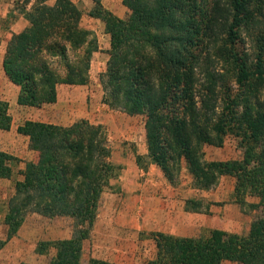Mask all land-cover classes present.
Segmentation results:
<instances>
[{
  "label": "trees",
  "instance_id": "obj_1",
  "mask_svg": "<svg viewBox=\"0 0 264 264\" xmlns=\"http://www.w3.org/2000/svg\"><path fill=\"white\" fill-rule=\"evenodd\" d=\"M89 16L100 19L110 36L109 60L101 75L103 100L129 116L145 118L147 158L172 186L182 169L192 187L208 190L219 176L235 180L233 197L240 205L258 199L260 215L246 234L212 229L204 236L152 232L153 257L145 264H264V36L257 33L253 59L237 49L239 30L257 18L251 0H226L231 20L224 38L210 0H122L129 10L120 18L93 0ZM27 5L30 8L27 9ZM28 25L6 43L2 70L18 87L17 104L42 107L57 101L61 84L85 85L91 57L98 50L91 32L81 27L71 0H23ZM213 45L220 68L202 65L203 49ZM84 47L70 60L69 49ZM58 60L56 70L51 60ZM223 93V97L221 95ZM219 101L225 103L219 108ZM9 104L0 99V130L11 129ZM37 156L28 161L4 204L0 252L30 213L69 217V238L41 241L36 252L55 253L47 264H82L83 244L95 224L100 199L121 166L101 124L80 119L70 125L27 120L17 127ZM239 138L240 159L207 160L203 147ZM137 162L143 156H136ZM18 158L0 150V180L12 179ZM201 200L188 198L186 209L199 211ZM87 264H118L90 258Z\"/></svg>",
  "mask_w": 264,
  "mask_h": 264
},
{
  "label": "rangeland",
  "instance_id": "obj_2",
  "mask_svg": "<svg viewBox=\"0 0 264 264\" xmlns=\"http://www.w3.org/2000/svg\"><path fill=\"white\" fill-rule=\"evenodd\" d=\"M55 0H47L48 4H53ZM77 8L80 16V25L89 30L91 36L96 39L98 50L92 54L90 68L88 71V83L83 85L79 94L72 93L69 97L60 96L58 101L42 107L19 106L16 102L18 87L13 85L1 75L2 57L4 46L13 33H17L24 28V21H28L23 15V0H0V99L9 104V113L12 117L11 129L9 131L0 130V150L12 154L18 158L13 164L14 176L12 179L0 180V238L6 235L3 225L4 204L14 193V183L21 179L19 172L24 169L28 161L36 159L37 154L27 145L26 139L17 133V127L27 120L41 121L60 125H70L73 122L86 119L93 124L103 125L109 144L112 148V161L122 167L119 163L121 159L129 162L146 147L145 118L143 116H129L117 109L109 107L103 100V90L100 82L101 75L106 71L109 60L108 50L110 49V36L106 33L105 24L97 18L89 16L90 10L94 6L93 0H71ZM212 11L214 10L218 25L215 28L216 38H224L226 25L231 17L226 0H210ZM102 5L120 18H126L129 10L123 5L122 0H101ZM252 8L256 11V20L252 29L242 27L239 30V41L237 49L244 54L249 62L253 59L256 51V35L261 33L264 36V0H251ZM30 5H27V9ZM26 25V26H27ZM25 26V27H26ZM212 44V43H211ZM210 43L204 47V62L202 65L211 68H222L219 59L215 56L213 45ZM5 51V50H4ZM84 47L78 50L69 49L70 60L81 57ZM58 60H51L54 69H62ZM224 96L222 91L221 95ZM264 98V92L262 93ZM225 103L219 101V108L222 109ZM207 160H230L240 159L243 155L239 138L232 134L227 135L221 146L203 147ZM140 161L141 166H146L150 161L146 155ZM137 159V157H136ZM121 170L116 179H119ZM102 195L99 203V213H103L109 197L118 201L120 194L125 193L123 185L115 181ZM235 180L231 176H219L216 182L208 190H197L192 187L191 177L185 169H182L181 179L177 187H180L186 198H196L201 200L200 221L194 220L191 225L181 229V236H201L208 235L212 229L246 234L251 222L260 215V207H251L249 204H257L258 199L247 197V203L240 205L234 201ZM132 191H129V193ZM134 192V191H133ZM73 220L69 217L48 218L36 213H30L17 234L11 238L4 249L0 252V264H47L55 253L50 249L48 254L40 255L36 252L41 241L55 240L69 237L73 233ZM94 229V230H93ZM91 235L84 242V252L82 264H87L88 260L97 256V227L93 228ZM103 231V230H102ZM144 241L145 253L139 254L137 262L128 260L127 264H145L153 257L154 250L150 246V238L146 236ZM148 240V241H147ZM149 246V247H147ZM100 248V247H99ZM100 251V249H99ZM142 252V251H141ZM138 254V253H137ZM144 255L145 259L141 258ZM108 260L112 259V254H107ZM120 258V257H119ZM222 264H238L236 262L225 261Z\"/></svg>",
  "mask_w": 264,
  "mask_h": 264
},
{
  "label": "crops",
  "instance_id": "obj_3",
  "mask_svg": "<svg viewBox=\"0 0 264 264\" xmlns=\"http://www.w3.org/2000/svg\"><path fill=\"white\" fill-rule=\"evenodd\" d=\"M26 25L27 22L24 21V27ZM5 48L6 45L4 50ZM4 50L3 52H5ZM1 75L5 80L7 79L3 70ZM82 87L83 85H59L57 101L60 96H64V92L67 97L72 93L73 98L74 95L79 94L83 89ZM22 136L29 146L28 137ZM146 154L147 149H143L141 154L136 153V156ZM136 156L129 162H124V159L118 161L122 164L121 175L119 179L111 180V185L116 183L115 181L121 183L125 193L120 194L117 202L112 196L109 197L103 213L100 214L98 208L97 218L93 226V228L97 227L98 229L96 232L98 251L96 252L97 256L92 258L118 264H127L128 260L131 259L137 262L140 259L139 254L145 253L144 241L147 239L146 236H149L150 246L152 251L154 250V242L150 233L163 232L181 236V229L191 225L194 220L200 221L204 215L200 211L187 210L186 200L188 198L184 196L182 189L177 185L169 184L160 168L155 164L139 165ZM129 191L132 192L129 193ZM108 253L112 254L113 260L107 259ZM145 257L143 255L141 258L145 259Z\"/></svg>",
  "mask_w": 264,
  "mask_h": 264
}]
</instances>
